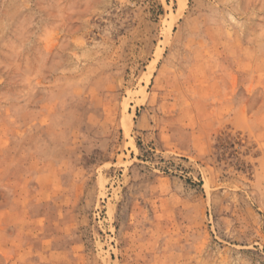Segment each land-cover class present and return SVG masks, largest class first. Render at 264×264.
I'll return each instance as SVG.
<instances>
[{
    "label": "rangeland",
    "instance_id": "374dc122",
    "mask_svg": "<svg viewBox=\"0 0 264 264\" xmlns=\"http://www.w3.org/2000/svg\"><path fill=\"white\" fill-rule=\"evenodd\" d=\"M0 264H264V0H0Z\"/></svg>",
    "mask_w": 264,
    "mask_h": 264
}]
</instances>
